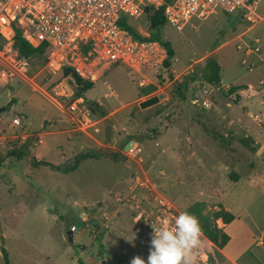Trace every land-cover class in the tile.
Returning <instances> with one entry per match:
<instances>
[{
  "label": "rangeland",
  "instance_id": "1",
  "mask_svg": "<svg viewBox=\"0 0 264 264\" xmlns=\"http://www.w3.org/2000/svg\"><path fill=\"white\" fill-rule=\"evenodd\" d=\"M257 14L254 24L222 13L193 18L182 30L166 23L161 40L174 52L169 65L143 73L113 65L81 96L61 69L53 74L47 68V52L29 59L25 76L0 87V264L2 250L11 264L146 261L151 224L183 211L200 221L221 206L235 220L227 226L217 221L230 242L225 250L214 244L213 263L262 264L264 0ZM151 19L152 12L130 24L151 38ZM209 59L221 67L219 86L201 81ZM234 86L243 88L226 95ZM196 95L211 107L195 106ZM153 97L159 102L141 109ZM90 102L105 116L91 119ZM17 118L20 126H14ZM26 142L28 157H8ZM90 152L99 159L62 173ZM33 158L58 169L33 167ZM233 171L237 183L229 178ZM80 222L70 243V229Z\"/></svg>",
  "mask_w": 264,
  "mask_h": 264
},
{
  "label": "built area",
  "instance_id": "2",
  "mask_svg": "<svg viewBox=\"0 0 264 264\" xmlns=\"http://www.w3.org/2000/svg\"><path fill=\"white\" fill-rule=\"evenodd\" d=\"M261 0H0V87L30 70V60L14 47V32L33 48L47 47V68L56 74L70 69L83 81L95 84L113 65H122L138 73L163 68L168 52L160 41L135 38L121 27L147 14L163 11L166 23L182 30L193 18L206 20L218 13L238 14L251 24L260 20L257 14ZM252 51V50H251ZM260 49L255 48L258 53ZM194 73L193 67L189 68ZM190 75V76H191ZM189 77V76H187ZM140 87L144 86L141 82ZM195 106L211 107L210 101L198 95ZM20 126V119L13 121ZM173 215L157 227H169ZM78 227L70 230L72 233ZM151 232L153 229L151 228ZM196 250L197 264H214L215 245L201 234Z\"/></svg>",
  "mask_w": 264,
  "mask_h": 264
},
{
  "label": "trees",
  "instance_id": "3",
  "mask_svg": "<svg viewBox=\"0 0 264 264\" xmlns=\"http://www.w3.org/2000/svg\"><path fill=\"white\" fill-rule=\"evenodd\" d=\"M151 12L152 11L148 10L147 14ZM151 20H152L151 29L155 31V34H153L150 39L160 41L164 45V47L168 52V60L165 62V65H169L170 60L174 57V52L170 47L169 43H164L161 40V29L166 24V21L163 17V11H155V12L153 11ZM120 25L122 28L128 30L135 38L138 39L141 38L139 35H137L131 24L127 23V20L123 19ZM13 39H14V47L18 51L19 55L22 57L31 59L34 56H39V57L44 56L47 52V47L45 45H42L38 48H33L30 45H28L26 42H24L21 39L19 30H15ZM61 71H62V76L64 78L71 79L74 82V84L78 87L77 89L79 90V92L77 93V95L81 96L84 92L93 89L94 84L89 83L87 81H83L72 70L63 68L61 69ZM220 73H221V67L218 64V62L213 59H209L204 65L201 81L210 85L219 86L221 82ZM242 88H243L242 86H234L228 91H226V93L229 96H233ZM87 106L90 108L91 104L87 103ZM241 143L250 151L254 153L256 152L255 149L251 147V141L249 139H243L241 140ZM30 147H31L30 142H26L21 149L12 151L10 156L8 157L10 158L16 157L18 160H22L30 155V151H29ZM88 159H99V154L92 152L81 154L75 160L74 165L68 169H64L62 173L67 174L76 171L79 165L81 164V162ZM32 166L47 167L50 170L58 169L53 164L45 161H39L36 158L32 159ZM229 178L233 183H237L240 181V177L235 171H233L230 174ZM218 220H221L222 223L227 226L234 222L235 216L232 213L226 211L223 208V206H221L218 211L212 212L210 215L203 216L200 219L199 223L202 230V234L207 239H209L213 244H215L220 250H224L230 242V237L225 232H223L221 229L218 228L217 226ZM99 242L101 243L100 239ZM2 255L4 258V264H11L8 254L5 250H2ZM81 264L83 263L81 262ZM262 264H264V257Z\"/></svg>",
  "mask_w": 264,
  "mask_h": 264
},
{
  "label": "clouds",
  "instance_id": "4",
  "mask_svg": "<svg viewBox=\"0 0 264 264\" xmlns=\"http://www.w3.org/2000/svg\"><path fill=\"white\" fill-rule=\"evenodd\" d=\"M149 253L147 260L136 256L131 264H197L196 250L201 244L202 230L197 218L187 211L174 217L169 227L151 224ZM135 234H131L132 242Z\"/></svg>",
  "mask_w": 264,
  "mask_h": 264
},
{
  "label": "water",
  "instance_id": "5",
  "mask_svg": "<svg viewBox=\"0 0 264 264\" xmlns=\"http://www.w3.org/2000/svg\"><path fill=\"white\" fill-rule=\"evenodd\" d=\"M76 92H78V90H76ZM226 95H228V94L226 93ZM158 102H159V98L153 97V98L143 102L140 105V107H141V109H146V108H149L151 106L156 105ZM90 104H91V106H90V115H91L90 117H91V119H93L94 116L96 118H99L100 116H105L106 113H105L104 108L102 106H99L98 104L92 103V102H90ZM9 110H11V108H9ZM3 111H5V110L4 109H0V113L3 112ZM134 145H135V142H131L130 144H128L125 147V151L126 152L129 151L132 148V146H134ZM81 217H82V215H81ZM83 225H84V223L80 222L76 226L79 227V226H83ZM72 235H73V233L70 230V232H69V242L70 243L73 242Z\"/></svg>",
  "mask_w": 264,
  "mask_h": 264
},
{
  "label": "crops",
  "instance_id": "6",
  "mask_svg": "<svg viewBox=\"0 0 264 264\" xmlns=\"http://www.w3.org/2000/svg\"><path fill=\"white\" fill-rule=\"evenodd\" d=\"M46 162V161H45ZM49 163V162H48ZM47 168V167H46ZM49 169V168H48ZM228 246V245H227ZM225 250V249H224Z\"/></svg>",
  "mask_w": 264,
  "mask_h": 264
},
{
  "label": "flooded vegetation",
  "instance_id": "7",
  "mask_svg": "<svg viewBox=\"0 0 264 264\" xmlns=\"http://www.w3.org/2000/svg\"><path fill=\"white\" fill-rule=\"evenodd\" d=\"M90 109V108H89Z\"/></svg>",
  "mask_w": 264,
  "mask_h": 264
}]
</instances>
